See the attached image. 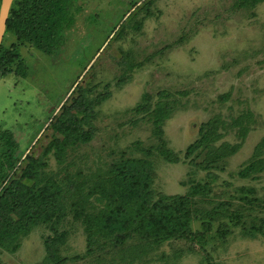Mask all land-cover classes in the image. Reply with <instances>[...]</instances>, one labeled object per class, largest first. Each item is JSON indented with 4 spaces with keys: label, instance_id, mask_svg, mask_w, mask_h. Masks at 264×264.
Here are the masks:
<instances>
[{
    "label": "rangeland",
    "instance_id": "1",
    "mask_svg": "<svg viewBox=\"0 0 264 264\" xmlns=\"http://www.w3.org/2000/svg\"><path fill=\"white\" fill-rule=\"evenodd\" d=\"M146 1L74 0L75 24L56 54L22 44L27 75L14 70L0 78V130L13 132L24 150L19 156L39 155L49 141L46 126L73 88L78 83L98 90L108 86L111 97L99 107L96 136L79 150L80 155H87L79 162L85 168L109 159L112 149H125L137 140L146 145L155 142L151 124L130 112L145 92L153 96V102L162 90L177 96L185 93L183 105L164 125L168 146L178 152L181 161L156 158L154 189L165 194L186 193L189 185L183 182L192 167L184 150L198 137L200 125L215 113L230 120L250 111L242 147L228 159L227 170L219 172L217 183L219 189L230 192L239 186H253L263 196L264 172L258 178L244 179L237 170L250 161L255 146L264 139V2L246 9L236 7L235 0H156L150 5L153 15L144 9L128 21ZM139 19L144 20L142 27L135 29L132 24ZM122 22L130 27L123 36L112 39ZM129 63L135 66L123 76ZM121 78L125 82L118 85ZM221 96L228 98L221 100ZM236 131H228L222 140H241ZM47 160L49 170H59L52 154ZM67 227L69 235L61 254L70 258L62 264H95V257L72 260L86 252L87 241L80 223L71 220ZM194 227L198 228L199 222ZM48 234L45 227H36L22 239L17 252L0 251L2 261L51 264L45 260L43 242ZM224 245L208 248L220 264H264L263 235L250 238L235 229ZM189 247V240L165 243L146 264H168L162 254L172 261L178 252L180 258L171 264H200L207 247L195 246V251ZM110 258L103 254L101 261Z\"/></svg>",
    "mask_w": 264,
    "mask_h": 264
},
{
    "label": "trees",
    "instance_id": "2",
    "mask_svg": "<svg viewBox=\"0 0 264 264\" xmlns=\"http://www.w3.org/2000/svg\"><path fill=\"white\" fill-rule=\"evenodd\" d=\"M73 1L13 0L0 46V78L14 70L27 75L20 53L22 44L56 54L65 42L66 32L75 24ZM155 1L147 0L130 17L144 9L147 15H153L150 5ZM262 2L235 0L234 5L253 9ZM143 21H134L132 26L140 29ZM129 24L122 22L112 39L123 36ZM134 66L129 63L123 76ZM124 82L121 78L117 83ZM183 94L162 90L153 102V96L145 92L130 112L151 124L155 142L146 145L137 140L125 149H112L109 159L85 168L79 162L87 155H80L79 150L96 136L99 107L111 97L108 86L98 90L94 85L78 83L46 126L49 141L39 155L30 152L19 156L21 147L13 132L1 129L0 251L17 252L22 239L42 226L49 230L43 240L46 262L62 264L70 258L62 256L61 248L68 238L71 220L80 223L87 241L86 252L72 260L95 257V264H146L162 245L175 240H189L190 251H195V246L207 247L200 264H220L212 259L208 248L225 246L235 229L250 238L264 236V195H258L253 186H239L230 192L219 189L217 183L219 172L227 170L228 159L242 147L249 131L246 121L251 118L250 111L231 116L230 120L215 113L200 125L198 137L184 150L192 167L188 180L183 182L189 185L186 193L165 194L154 189L156 158L170 163L181 161L178 152L168 146L164 125L183 105ZM232 129L237 130L241 140H222ZM50 154L58 171L49 170ZM263 154L264 139L255 146L250 161L237 170L238 176L258 178L264 172ZM195 222H199L198 228ZM103 254L111 258L101 261ZM181 254L175 253L172 261ZM161 257L172 263L165 253ZM0 264H5L1 256Z\"/></svg>",
    "mask_w": 264,
    "mask_h": 264
},
{
    "label": "water",
    "instance_id": "3",
    "mask_svg": "<svg viewBox=\"0 0 264 264\" xmlns=\"http://www.w3.org/2000/svg\"><path fill=\"white\" fill-rule=\"evenodd\" d=\"M13 0H1L0 3V46L6 34L7 19L11 10ZM24 150H20L22 153Z\"/></svg>",
    "mask_w": 264,
    "mask_h": 264
}]
</instances>
